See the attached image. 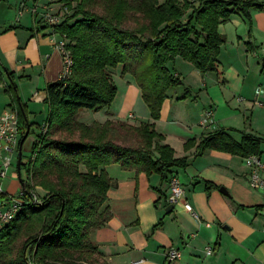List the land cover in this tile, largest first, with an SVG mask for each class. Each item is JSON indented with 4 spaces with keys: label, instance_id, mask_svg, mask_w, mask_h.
<instances>
[{
    "label": "trees",
    "instance_id": "1",
    "mask_svg": "<svg viewBox=\"0 0 264 264\" xmlns=\"http://www.w3.org/2000/svg\"><path fill=\"white\" fill-rule=\"evenodd\" d=\"M62 1L70 11L52 28L67 37L73 73L68 80L58 79L47 87L48 130L38 134L32 147L36 157L27 165L30 181L22 185L27 187L24 207L0 229V264H66L76 254L77 258L99 254L90 231L112 218L110 207L102 210V206L116 184L105 167L117 163L137 174H159L165 183L170 181L171 168L188 164L187 157H175L174 148L163 143L164 135L155 129L154 121L160 118L169 91L182 84L168 63L181 57L202 73L221 75L218 57L226 38L220 25L233 14L251 20L252 8L264 9L260 0ZM120 64L123 74L134 76L153 121L139 125L121 120L79 121L81 109L98 110L112 104L118 92L112 68ZM4 72L9 79L5 90L12 97L10 106L16 110L24 134L29 111L20 101L13 73L0 60V77ZM33 124L29 120V135ZM116 125L136 133L139 143H117L113 138ZM57 130L69 133L70 138L53 137ZM241 134L237 141L227 129L218 128L201 138L196 156L208 150L260 156L264 136ZM195 145L196 140L191 139L185 147ZM23 165L21 161V168ZM38 186L46 190L45 195L39 194ZM152 188L159 194L157 205L164 191ZM33 192L39 195V202H34Z\"/></svg>",
    "mask_w": 264,
    "mask_h": 264
},
{
    "label": "crops",
    "instance_id": "2",
    "mask_svg": "<svg viewBox=\"0 0 264 264\" xmlns=\"http://www.w3.org/2000/svg\"><path fill=\"white\" fill-rule=\"evenodd\" d=\"M30 1L20 2L25 5L21 15L18 2L17 15H12L10 5L8 14L0 17V60L14 79H20L19 98L29 111L25 117L29 132V120L34 123L32 131L36 127L41 131L48 127L47 87L59 79L63 69L61 54L55 47L59 36L40 21V15H32ZM55 1L50 5L59 9ZM36 5L39 6V1L33 6ZM38 8L43 10L42 6ZM250 13L251 20L233 14L220 25V32L226 38L218 57L222 75L215 71L202 74L206 80L200 96L205 99L206 108L200 107L196 114L195 110L182 109V104L193 94L189 90L182 96L170 95L171 89L160 118L154 121L155 129L164 135L162 142L174 148L175 157L188 159L186 167L171 168V175L176 176L186 190L185 197L170 202V181L162 183L159 174H137L135 169L125 170L117 163L105 167L116 182L108 190V201L102 206V210L110 207L112 218L107 225L90 231V239L98 246L104 261L110 264H264V189L249 184L251 168L246 157L219 150H208L196 156L201 138L218 128L227 129L237 141L242 139V131L264 136V104H251H257L251 93L257 75L253 78L256 80L251 81L253 75L248 74L251 60L253 65L262 63V68L256 66L254 74L259 72L264 76V9L252 8ZM173 73L180 77L177 71ZM6 82L9 79L4 72L0 77V113L12 108V97L5 90ZM127 88L124 104L127 114L124 115L135 119L134 125L152 122L147 109L139 105L140 87L135 81H129ZM262 97L264 99V95ZM242 106L244 109L240 108ZM209 109L214 112L216 127L201 124L203 114ZM134 111L141 112L144 120H137L139 117ZM239 116L245 130L233 124ZM123 119L117 116L114 121ZM81 122L91 123L85 119ZM37 136L34 132L33 144ZM191 139L196 140V145L186 148L185 144ZM262 149L260 158L264 161V145ZM261 175L264 177V170ZM152 187L164 191L157 205L159 194ZM37 191L42 196L46 194L40 186ZM185 202L192 205L196 215L187 210ZM171 204L173 208L167 212ZM160 222L162 224L155 227ZM171 247L179 249L181 256L169 263L166 253ZM208 247L212 248L211 253L207 252Z\"/></svg>",
    "mask_w": 264,
    "mask_h": 264
},
{
    "label": "rangeland",
    "instance_id": "3",
    "mask_svg": "<svg viewBox=\"0 0 264 264\" xmlns=\"http://www.w3.org/2000/svg\"><path fill=\"white\" fill-rule=\"evenodd\" d=\"M21 1L22 0H1L0 1V17L4 16L5 14H8L7 10H9L11 8L10 5H12V15L13 14L17 15L18 10H16V8H17L16 4H18V2L20 3ZM38 1H39V6L41 7L45 3L50 2L51 0H38ZM34 3H35V1L31 0L28 4H29V6L33 7ZM55 3H60V6L58 4L57 7L58 8L61 7L60 12L65 14L66 9H64L63 5H61L63 3V1L62 0H56ZM97 10L99 12H101L100 9H97ZM68 11H70V10L68 9ZM129 24L131 26L134 25L133 21H130ZM236 54H237V52H236ZM249 64H250L249 65L250 67H249L248 74L253 75V77H251L250 80L252 81L253 78L255 77V75H257L256 76L257 81L253 85L254 87L251 91V93H254L253 96H254L257 104L255 102L251 103V104L261 105L260 101H264V99L262 97L264 94L258 92V87L259 86L264 87V76H261L259 74V72H257V74H254V71L257 68L256 66H259L260 68H262V63H259L260 65H258V64L253 65L251 60H249ZM168 67L172 72L177 71L178 73H180L179 75H180V78L182 80V84L177 86L176 88L172 89L170 91V95H176L177 94V95L182 96L186 92V90H190L191 93L193 94V97L190 98L189 101H186L182 104L183 105V106H181L182 109H185L186 111L195 110V114H196V111L198 109H200V107L206 108L205 102H204L205 99L202 98V96H200V93H201L202 87H203V82H204V80H206V76H203L202 75L203 73L199 69H197L191 62H189V61H187L181 57H178L177 59L170 61L168 63ZM122 68H123V66H121V64L115 68H112V75H113L115 84L117 85V88H118L117 95H116L114 101L112 102V104L110 106H107V107H104V108H101L98 110L86 109V108L81 109L77 114V119L79 121H84V119H85V120L91 121V123H89V124H92L93 122L106 123L107 121H110V120L113 121L117 116H119V118H124L123 119L124 121L129 122L131 124H133L135 122V119L128 118L124 115V114H127L126 106L124 104L126 103V101H125L126 93L129 91L127 88L129 85V81H135L136 84H137V82H136V80L132 74H130V73L123 74ZM226 70L228 71V69H226ZM198 71H200V72H198ZM207 80H208V76H207ZM255 80H253V81H255ZM14 81H15V84H16L17 89H18L19 85H20V79L15 78ZM141 98H142V96H141ZM27 100H28V98H27ZM140 101H141V103H140ZM177 101L178 100H176V102ZM183 101H185V100H183ZM129 102L132 103L133 100H130ZM179 102L180 101H178V103ZM139 105L142 106L143 110L147 109V111L150 113V115H148V117L150 116V118H152L151 112H150L147 104L143 100V98L141 100L139 99ZM246 105H248V104H246ZM240 108L244 109V106H242ZM251 108H249L248 111H251ZM134 112H136L137 117H139L137 120H139V121L144 120L143 119L144 116L142 115L141 112H137V111H134ZM191 114H193V113H191ZM249 115H250V112H249ZM95 120H97V121H95ZM244 121H245V119H244ZM233 124H236L239 127H243V119L241 118V116H239L238 118H235V120L233 121ZM116 126H117L115 128L116 134L113 136V138H114V140H116L117 143L124 144V145H135V146L139 143V141H137L139 138L137 137L136 133L130 132L129 130H126V129L119 128L118 125H116ZM244 128L245 127H243L241 130H245ZM39 131H41V128L38 129V127H36V129H34L32 131V133L27 137V139L22 144V162L24 165L21 168V176L25 182L30 181L29 171H28L27 165H29L31 162L30 160H31V156H32V144H33L32 136H33L34 132L39 134L40 133ZM239 132H240V130H239ZM21 133L23 135V131H21ZM22 135H21V137H22ZM70 136L71 135L69 133H67L63 130H57V131H54V133H53V137H55V138H70ZM76 136H77V134H76ZM18 157H19V153L17 151L13 155V158H12L13 167H11L9 174H8V177L1 181V184L3 185V187L6 188L10 194H13V195H18L21 192V190L23 189V186H22V183L20 182V180L18 178H15V174L17 175ZM82 169H84V168L82 167ZM169 196H170V194H169ZM23 239L24 238L19 240L18 245L21 246V242ZM76 256H77V254L75 255V258L68 259V263L69 264H72V263H74V264H101L104 262V259H102V257L98 253H89V254L86 253V254H84L85 257H83V258H77ZM68 263H66V264H68Z\"/></svg>",
    "mask_w": 264,
    "mask_h": 264
},
{
    "label": "built area",
    "instance_id": "4",
    "mask_svg": "<svg viewBox=\"0 0 264 264\" xmlns=\"http://www.w3.org/2000/svg\"><path fill=\"white\" fill-rule=\"evenodd\" d=\"M52 1L53 0L44 4L42 6L43 10L39 9L38 5L31 8L32 15H40V21L44 25L51 28L54 25L61 23L64 17V14L60 12L61 7H59V9H54L51 7L50 3H52ZM61 5H63V3ZM24 6L25 5L23 4L20 6V15L24 11ZM63 7L66 9L65 13H67L68 8L65 6ZM56 34L59 36V38L55 42V47L59 50L63 61V69L59 75V80H68L73 73L74 61L72 53L68 47L67 37L57 32ZM258 92L264 93V87L259 86ZM238 99L240 101L243 100L242 97H239ZM260 104H264V101H260ZM201 124L204 127H216L213 110L209 109L203 114L201 118ZM47 130V126L43 127L42 129L43 132H46ZM20 138L21 129L18 114L16 110L7 108L2 113H0V181L8 177L11 167H13L12 158L14 153L20 148ZM35 157L36 153H33L31 156V161H34ZM246 163L251 168L248 178L251 187L256 189H264V177L261 175V171L264 170V161L258 155H250L246 157ZM29 177L31 178L30 172ZM26 190L27 187L23 186V189L18 195H13L10 194L0 182V229L12 221L23 209V195L25 194ZM185 194L186 190L181 181L176 176H172L170 179V202H177L178 200L184 198ZM32 196L34 202L40 201V197L37 193L33 192ZM185 206L187 210L196 215L192 205L189 202H185ZM207 252L211 253L212 248L208 247ZM180 256V250L174 247L169 248L166 253V259L169 263L178 260Z\"/></svg>",
    "mask_w": 264,
    "mask_h": 264
},
{
    "label": "water",
    "instance_id": "5",
    "mask_svg": "<svg viewBox=\"0 0 264 264\" xmlns=\"http://www.w3.org/2000/svg\"><path fill=\"white\" fill-rule=\"evenodd\" d=\"M28 133H29V127L28 129L26 130L25 134L23 135L22 139H21V143H23V141L26 139V137L28 136ZM21 161H22V150L20 148L19 150V157H18V163H17V171H18V178L20 180V182L22 183V185H25V182L24 180L22 179V176H21ZM222 191H224V188L221 189ZM173 208V205H169V207L167 208V212H170Z\"/></svg>",
    "mask_w": 264,
    "mask_h": 264
}]
</instances>
